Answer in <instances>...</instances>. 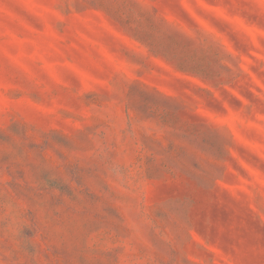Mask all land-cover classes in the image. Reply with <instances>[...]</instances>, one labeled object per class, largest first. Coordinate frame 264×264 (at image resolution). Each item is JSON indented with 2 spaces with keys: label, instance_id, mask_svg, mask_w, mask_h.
<instances>
[{
  "label": "clouds",
  "instance_id": "clouds-1",
  "mask_svg": "<svg viewBox=\"0 0 264 264\" xmlns=\"http://www.w3.org/2000/svg\"><path fill=\"white\" fill-rule=\"evenodd\" d=\"M164 2L49 0L64 26L93 32L97 55H70L45 79L5 51L0 264H264V162L245 172L231 159L233 128L264 138V95L249 104L205 74L264 71V0H224L245 25L243 55L179 27ZM105 21L139 42L132 55L104 43Z\"/></svg>",
  "mask_w": 264,
  "mask_h": 264
},
{
  "label": "rangeland",
  "instance_id": "rangeland-1",
  "mask_svg": "<svg viewBox=\"0 0 264 264\" xmlns=\"http://www.w3.org/2000/svg\"><path fill=\"white\" fill-rule=\"evenodd\" d=\"M223 4L224 0H165L163 11L169 20L178 21L179 27L191 28L196 25L214 33L243 55L249 47L241 35L245 25L232 16ZM105 26L104 43L121 55H132L139 42L106 21ZM96 40L97 37L88 28L79 24L66 27L60 23L52 15L49 0H0V60L5 58L7 51L21 71L40 79L51 77L53 70L58 68L57 61L63 63L70 55L85 60L89 56L95 57L97 52L93 45ZM68 63L72 61L68 60ZM73 67L80 70L78 65L73 64ZM205 74H221L235 81L231 85L233 90L249 104L259 101L260 95H264V71L259 66H249L245 72L239 63H232L231 68L226 65L210 67ZM189 80L193 84L202 83L193 78ZM228 95L232 96L231 93ZM251 123H255V120ZM232 131L236 146L233 149L235 156L231 159L236 166L246 172L244 165L251 167L250 161L264 162V138H261L258 129L250 128L242 132L233 128ZM42 176L49 183L57 185V181L49 178L47 171H43ZM57 186L61 190H68L66 185ZM237 187L229 184L227 190L234 191ZM212 215L213 218H227V213L221 208L213 207ZM25 235L30 233L25 230Z\"/></svg>",
  "mask_w": 264,
  "mask_h": 264
}]
</instances>
